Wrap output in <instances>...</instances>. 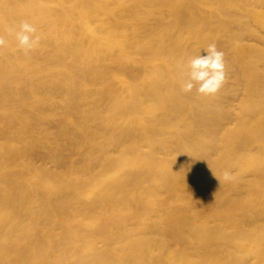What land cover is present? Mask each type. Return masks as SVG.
I'll return each instance as SVG.
<instances>
[{
    "label": "bare ground",
    "instance_id": "obj_1",
    "mask_svg": "<svg viewBox=\"0 0 264 264\" xmlns=\"http://www.w3.org/2000/svg\"><path fill=\"white\" fill-rule=\"evenodd\" d=\"M0 33V264H264V0H0Z\"/></svg>",
    "mask_w": 264,
    "mask_h": 264
},
{
    "label": "clouds",
    "instance_id": "obj_2",
    "mask_svg": "<svg viewBox=\"0 0 264 264\" xmlns=\"http://www.w3.org/2000/svg\"><path fill=\"white\" fill-rule=\"evenodd\" d=\"M7 35L14 37L18 50L26 56L35 50L41 41L37 27L28 20H21L18 24H10L6 29ZM8 40L4 33H0V51L7 47ZM205 55H195L182 61L178 67L182 77V90L203 96L216 95L226 82L224 53L217 49L215 43L203 49ZM234 177L229 171L223 173L225 181Z\"/></svg>",
    "mask_w": 264,
    "mask_h": 264
}]
</instances>
